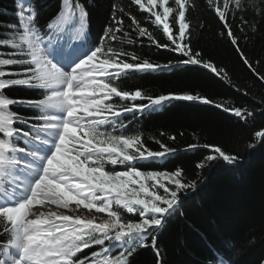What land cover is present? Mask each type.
I'll return each instance as SVG.
<instances>
[{
	"label": "snow or ice",
	"instance_id": "snow-or-ice-1",
	"mask_svg": "<svg viewBox=\"0 0 264 264\" xmlns=\"http://www.w3.org/2000/svg\"><path fill=\"white\" fill-rule=\"evenodd\" d=\"M87 2L63 0L59 13L42 23L36 0H17V22L0 34V264H132L130 257L141 248H150L162 264L158 234L179 214L183 198L196 192L199 178L188 179L182 169L145 170L176 150L159 140L161 150L148 148L142 135L127 131L124 114L184 101L222 108L241 126L254 116V110L223 107L197 94L153 97L115 83L130 72L180 65L223 72L190 46L188 15L198 7L195 0L114 2L102 38L86 47ZM201 6L222 26L220 35L242 63L264 81L232 28L239 21L241 32L245 26L256 32L257 14L264 21V0H206ZM142 21L155 25L167 43ZM133 34L181 59L141 60L123 47L137 43ZM17 88L29 90L32 98L11 97ZM14 105L28 110L24 118ZM256 143L264 144V130L254 132L248 147ZM203 147L211 152L197 169L240 162L238 154L219 146ZM217 251L223 257L219 264H239V247Z\"/></svg>",
	"mask_w": 264,
	"mask_h": 264
},
{
	"label": "trees",
	"instance_id": "trees-1",
	"mask_svg": "<svg viewBox=\"0 0 264 264\" xmlns=\"http://www.w3.org/2000/svg\"><path fill=\"white\" fill-rule=\"evenodd\" d=\"M62 2L36 0L40 21L43 23L55 17L62 8ZM80 2L86 3V0ZM114 2L120 5L129 3V0L87 2V46L102 38ZM195 3L198 7L191 9L188 15L190 46L223 72L217 76L199 66L180 65L155 73L130 72L115 83L123 90H141L153 97L197 94L223 107L254 110V116L248 118L247 125L241 126L238 118L222 108L184 101H170L160 112L125 115L127 131L142 135L148 148L161 150L155 142L159 140L176 150L162 165L149 164L145 170L171 172L182 169L188 179L199 178L196 192L183 198L179 214L170 218L158 234L159 259L162 264H219L223 257L217 250L233 244L241 249L236 257L239 264H264V144L248 147L254 132L264 130V81L254 76L230 42L220 35L222 26L201 6H206V0H195ZM16 4L17 0H0V34L17 22ZM256 11L258 13L259 10ZM136 14L138 17L147 15L142 12ZM249 19L251 22V16ZM142 23L158 38L163 37L155 25ZM239 23H232L239 46L256 72L264 75V21L257 14L256 32L248 26L241 32ZM133 38L137 43H125L123 47L135 51L141 60L175 64L181 59L177 53L149 46L146 38L135 37L134 34ZM161 42L167 43L166 38ZM9 95L18 99L32 98V93L25 88H17ZM136 103L146 104L147 101L138 100ZM12 107L21 113V118L27 114L28 110L23 105ZM170 136L175 139H169ZM192 144L200 147L189 149ZM204 144L238 154L241 158L239 164L212 162L204 169H197L196 164L211 152L203 147ZM212 255L216 256L215 261ZM130 259L132 264H156L150 248L139 249Z\"/></svg>",
	"mask_w": 264,
	"mask_h": 264
},
{
	"label": "bare ground",
	"instance_id": "bare-ground-1",
	"mask_svg": "<svg viewBox=\"0 0 264 264\" xmlns=\"http://www.w3.org/2000/svg\"><path fill=\"white\" fill-rule=\"evenodd\" d=\"M23 2H27V0H23ZM170 69H171V68H167V70H170ZM157 71H164V69H159V70H157ZM157 71H155V72H157ZM155 72H144V73H155ZM166 103H168V102H165V104H166ZM165 104H164V105H165ZM157 111H158V112L162 111V107L158 108Z\"/></svg>",
	"mask_w": 264,
	"mask_h": 264
},
{
	"label": "clouds",
	"instance_id": "clouds-1",
	"mask_svg": "<svg viewBox=\"0 0 264 264\" xmlns=\"http://www.w3.org/2000/svg\"><path fill=\"white\" fill-rule=\"evenodd\" d=\"M162 162L164 163V162H165V160H162ZM163 163H161V165H162ZM118 167H119V166H118Z\"/></svg>",
	"mask_w": 264,
	"mask_h": 264
},
{
	"label": "rangeland",
	"instance_id": "rangeland-1",
	"mask_svg": "<svg viewBox=\"0 0 264 264\" xmlns=\"http://www.w3.org/2000/svg\"><path fill=\"white\" fill-rule=\"evenodd\" d=\"M62 6H63V2H62ZM209 151H211L210 148H209Z\"/></svg>",
	"mask_w": 264,
	"mask_h": 264
}]
</instances>
